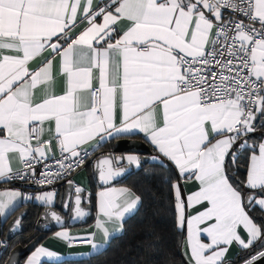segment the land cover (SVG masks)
I'll use <instances>...</instances> for the list:
<instances>
[{"label":"snow or ice","instance_id":"snow-or-ice-1","mask_svg":"<svg viewBox=\"0 0 264 264\" xmlns=\"http://www.w3.org/2000/svg\"><path fill=\"white\" fill-rule=\"evenodd\" d=\"M257 124L264 128V0H0V180L51 186L81 167L90 148L140 132L160 154L153 160L178 177L168 183L187 264H231L233 244L248 250L243 264H256L264 259V223L251 215L264 211ZM240 152L242 181L232 175ZM125 159L141 162L98 160L104 184L125 171L117 166ZM180 179L196 190L185 197ZM82 191L75 187L78 218L87 215ZM55 196L34 199L50 206ZM18 197L0 191V216ZM96 199L94 231L55 234L89 245L88 255L106 248L142 201L129 187L105 188ZM19 226L17 218L10 229ZM55 255L38 247L26 264Z\"/></svg>","mask_w":264,"mask_h":264},{"label":"trees","instance_id":"trees-1","mask_svg":"<svg viewBox=\"0 0 264 264\" xmlns=\"http://www.w3.org/2000/svg\"><path fill=\"white\" fill-rule=\"evenodd\" d=\"M257 132L263 133L264 128H257L253 138L257 137ZM136 137L130 136V138ZM117 139L120 138L115 137L109 143L101 144L93 151L91 158L85 162L88 167L91 202L94 192L100 188L91 170V160L99 153L110 151L113 141ZM148 148L149 152L145 155L149 158L154 154V150L149 145ZM246 155L243 152L238 153V162L232 166V175L238 181L245 180V173L241 172L237 166L246 168ZM170 168L171 165L167 162L164 167H161L157 161L148 159L129 176L117 182L133 189L142 197V201L138 208L125 219L122 233L112 237L109 245L101 252L84 258H63L55 262L44 261L41 264H187L180 246L184 234L176 227L174 197L168 183L169 178L175 181L178 177L174 172L169 171ZM2 185L0 184V186ZM23 207L20 206L16 209L9 218ZM27 207L29 213L24 220L27 229L9 240V247L0 258L3 263L11 248L25 243V238L33 232L35 220L43 208L39 204H30ZM251 214L257 223H264L263 211L257 208ZM1 236L3 233H0ZM247 251L238 255L231 263L240 264L246 258Z\"/></svg>","mask_w":264,"mask_h":264},{"label":"water","instance_id":"water-1","mask_svg":"<svg viewBox=\"0 0 264 264\" xmlns=\"http://www.w3.org/2000/svg\"><path fill=\"white\" fill-rule=\"evenodd\" d=\"M257 128H260L259 124H257ZM149 152V148L147 143L138 138H120L112 143L111 150L104 153H99L91 160V170L95 177L97 185L101 187H106L109 185H113L127 176H129L135 169L132 164L125 162V160L119 161L117 166L124 167L125 171L111 180L108 184H104L101 181L99 176V169L97 168L98 160L104 157H125V154L128 153H136L139 155L141 163L148 161V156L145 153ZM237 168L244 172L246 169L242 166H237ZM82 201L81 207L87 213L83 218H78L75 216L74 211L72 210V205L75 201L76 193L74 191V185L70 188L68 183L62 186L56 196L54 198V202L50 206H44L41 212L38 214L35 223L34 230L25 238L24 244H18L11 248L8 252V256L3 264H8L9 257H11L12 264H19L21 260L37 245L41 242V240L51 231L58 228H63L65 226H77L84 225L93 219V205L91 203L85 202L84 193L81 194ZM68 204L69 207L65 208L64 205ZM47 208H51L56 211L62 217V223H58L52 219L51 215H45ZM29 213V208L23 207L18 210L14 215H12L7 220H2L0 217V233H3V237L9 241L13 237L18 234H21L26 231L27 227L24 225V220ZM19 218L20 226L16 231H12L10 226H13V221ZM255 254V251L253 252ZM248 257V251L245 254ZM232 264V263H231ZM256 264H264V259H260L256 261Z\"/></svg>","mask_w":264,"mask_h":264},{"label":"crops","instance_id":"crops-1","mask_svg":"<svg viewBox=\"0 0 264 264\" xmlns=\"http://www.w3.org/2000/svg\"><path fill=\"white\" fill-rule=\"evenodd\" d=\"M263 133L257 132V137L253 138L257 141H259L262 137ZM130 136H137L136 138L141 139L143 141H145L153 150H154V154L151 155L149 157V160L152 161L153 157H159L160 154L158 153V151L156 150V148L145 138L143 133L140 132H135L134 134H121L119 136V138H130ZM115 138V137H114ZM114 138H107L104 142H102V144L104 143H109L112 139ZM95 143V142H93ZM92 149V148H90ZM58 150L56 152V154H58ZM128 155H135L138 156V154L136 153H128L125 154V157H127ZM125 162H127V160L125 159ZM128 163V162H127ZM134 169H137L140 167V165L137 166L135 164H132ZM247 169V164H246V168ZM246 175H247V171H245V179H246ZM73 180H74V191H75V187H80L81 189H83V193H84V197H85V202L87 203H91L93 205V219L91 220V222L84 224V225H77V226H65L63 228H58V229H54L53 231L49 232L42 240L39 244H37L23 259L21 264H26V261L28 259V257L31 255V253L33 251H35L36 248L38 247H45L47 248L49 251H53L56 253L55 256L52 257H42L41 258V263L44 261L47 262H55V261H59L63 258H68V259H77V258H84L89 256L88 253L91 251L90 250V246L87 244H83L78 242V240L74 239L73 242L69 243L67 241L61 240L56 238V233L60 232V231H67L69 233L70 236L74 237V238H78V237H83L86 236L87 234L91 233L92 231H94V226L96 223V218L98 215V210H97V199H96V194L99 191L104 190L105 188L108 187H116V188H121V187H128L127 185L123 184V183H116L113 185H109L106 187H101L99 189H97L94 192V195L92 196V202L90 201V190H89V175H88V167L87 164L84 163L73 175ZM180 184L183 190V194L185 197H187L188 194H190L191 192L195 191L197 188V184L196 182H194L193 180H184V179H180ZM0 184H3L2 186H0V191H4V190H15V191H19L21 193V191L15 187H11L7 185V181H3L0 180ZM130 188V187H129ZM43 192V191H41ZM41 192H38L37 194L34 195V197L38 194H40ZM33 197L32 199V203L31 204H39L42 205V203L40 201L35 200ZM21 199H22V195L21 197H18L15 204L16 207L13 208H9L8 210H6V215L5 216H0L2 220H7L9 219V216L16 210L18 209L20 206H23L21 203ZM43 206V205H42ZM190 212H193L192 209H189ZM264 213V211H263ZM194 214V212H193ZM131 215V214H130ZM252 215V214H251ZM129 215L126 216V218ZM125 218V219H126ZM123 230V229H122ZM122 230H118L113 234V237L116 235H119L122 233ZM202 240L204 242H208L207 238L205 236L202 235ZM101 239V237L98 235L97 236V241H99ZM182 249V247H181ZM247 250H242L239 246H237L236 244H233L226 256V260L228 261H232L234 260L238 255L243 254L244 252H246ZM182 253H183V249H182ZM183 256L185 257L186 261H187V257L183 254ZM244 261V260H243ZM243 261L240 262V264H243Z\"/></svg>","mask_w":264,"mask_h":264},{"label":"built area","instance_id":"built-area-1","mask_svg":"<svg viewBox=\"0 0 264 264\" xmlns=\"http://www.w3.org/2000/svg\"><path fill=\"white\" fill-rule=\"evenodd\" d=\"M95 149H89V156L87 157L85 162L91 158V154L93 153V151ZM56 155L58 156L59 153ZM49 163H51V161H49ZM79 168H76L74 171L71 172V174L67 175L64 179H60V180L56 181L51 186L45 185L42 187V186H39L37 184L32 183L31 180H21V179H15V180L7 181V185L11 186V187H15L21 191V195H22L21 203L24 207H26L27 205H30L32 203L33 198L32 199H23L24 196L34 197L35 194H37L38 192H41V191H55V193H57L58 190L62 186H64L66 183H68V180H71L73 182V185H74L75 183L73 180V175ZM40 170L42 171L43 169L40 168ZM0 241L5 242V246H0V258H1V256L7 251L8 247H9V241H7L3 236L0 237Z\"/></svg>","mask_w":264,"mask_h":264}]
</instances>
